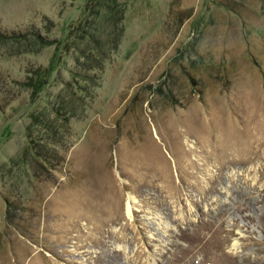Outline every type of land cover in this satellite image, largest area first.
<instances>
[{"label": "rangeland", "instance_id": "374dc122", "mask_svg": "<svg viewBox=\"0 0 264 264\" xmlns=\"http://www.w3.org/2000/svg\"><path fill=\"white\" fill-rule=\"evenodd\" d=\"M0 264H264V0H0Z\"/></svg>", "mask_w": 264, "mask_h": 264}, {"label": "bare ground", "instance_id": "6f19581e", "mask_svg": "<svg viewBox=\"0 0 264 264\" xmlns=\"http://www.w3.org/2000/svg\"><path fill=\"white\" fill-rule=\"evenodd\" d=\"M181 131L183 132L184 130L183 129H181ZM184 143H189V137L187 136V135H185L184 136ZM183 143V144H184ZM190 147H195L194 145H192V144H188ZM194 149V148H193ZM142 158H144V159H148V158H146V155H144V156H142ZM144 163H145V165H148L149 166V162L148 161H144ZM155 170V169H154ZM156 170H157V172L159 173V174H161L162 176H163V178H165V176L168 178L169 177V175H167V174H164V173H162L159 169H157L156 168ZM170 181V180H169ZM105 199H106V202H107V206H108V209L107 210H112L113 209V207H114V200H113V198H114V194L112 193V192H109V193H106L105 194ZM133 198V197H132ZM133 204V203H132ZM134 210V209H133ZM127 213L129 214V215H131L132 216V213H133V211H132V207H131V202H128L127 203Z\"/></svg>", "mask_w": 264, "mask_h": 264}]
</instances>
